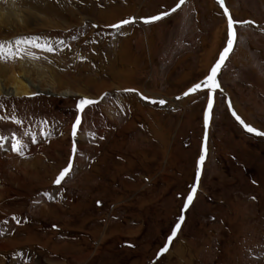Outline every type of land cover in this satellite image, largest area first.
Listing matches in <instances>:
<instances>
[{
    "label": "rangeland",
    "instance_id": "374dc122",
    "mask_svg": "<svg viewBox=\"0 0 264 264\" xmlns=\"http://www.w3.org/2000/svg\"><path fill=\"white\" fill-rule=\"evenodd\" d=\"M177 2L0 0V42L15 48L17 38L39 37L54 49L22 43L19 56L0 60L8 68L0 71L6 84L21 69L42 90L0 95V117L22 121L0 119V135L7 137L0 172L11 187L0 193L2 264H264V137L246 132L228 109L231 103L245 123L264 131V0H225L233 19L254 23L236 26L207 128L206 92L182 93L215 63L227 20L216 0H185L169 16L143 23ZM129 17L135 22L110 27ZM125 89L172 101L152 104ZM83 97L97 103L81 114L73 137ZM13 133L23 155L11 151ZM70 157L72 175L53 187ZM193 185L194 199L183 210ZM44 206L61 217L43 214ZM180 215L181 228L158 256ZM63 222L73 225L69 238L64 230L58 235ZM54 241L71 252L51 249Z\"/></svg>",
    "mask_w": 264,
    "mask_h": 264
},
{
    "label": "snow or ice",
    "instance_id": "6c2138e0",
    "mask_svg": "<svg viewBox=\"0 0 264 264\" xmlns=\"http://www.w3.org/2000/svg\"><path fill=\"white\" fill-rule=\"evenodd\" d=\"M185 3V0H178V2L175 4V6L167 11H163L157 15H153L150 17L142 18L143 23L145 24H151L154 23L163 17L169 16L171 13H174L179 9L183 4ZM216 3L219 5L220 9L223 10V15L226 17L227 20V39L225 46L223 49L219 52V56L216 59L215 63L211 65L209 70L207 71V74L203 77V79L199 80L196 83H193L190 87H188L183 93L182 96L188 97L190 95L198 94L200 92H206L207 96V104L204 108L203 112V120H204V125L205 128H207L209 124V120L211 117L212 110L214 108V93L221 88L219 80H218V74L221 71L222 67L225 64V61L228 59L229 54L233 51L234 44L237 39V31H236V26H243V25H251L254 23L252 20H235L233 19L232 15L230 14V11L228 7L225 5V0H216ZM135 20L132 17L126 18V19H121L115 24L110 25V27L115 28V29H121L125 25H129L134 23ZM40 38L39 37H33L31 39H20L17 38L15 41L16 47L14 48L11 43H6V42H0V60H10L13 59L17 56H19L21 49L19 48V45L22 43L25 44H30L31 46L35 48H40L44 51L51 52L53 51V47L51 44H49L47 41H44V43L39 42ZM28 55L32 56V53H27ZM35 58V57H34ZM125 91L128 92H136L137 95L140 96V99L148 101L152 104H158L160 106H164L167 101L164 99H152L143 93L138 92L136 89H125ZM32 95H35L33 93ZM106 95V94H105ZM177 100L181 99L180 96L176 97ZM97 103L96 100L83 97L79 99L76 103V118L75 121L72 124V135L75 137L77 133V128L82 122V116L81 114L85 111V109L88 106L95 105ZM228 109L231 112L232 116L236 119V121L243 127V129L251 134H254L255 136L259 137H264V131L258 130L256 127H253L249 123H245L243 119L237 114V112L233 109L231 103L228 104ZM0 119H11V121L17 125L21 124L22 121L17 118V116L12 115L11 117H0ZM44 135H47V133H43ZM27 135V133H25ZM93 136L95 135L94 133L92 134ZM100 139H103V137H100ZM7 140L6 136L0 135V147H4V141ZM33 142L34 139H33ZM23 148L24 144L23 142L17 138V136L13 133L11 137V151L16 152L19 155H23ZM76 151V146L73 144L72 152L75 153ZM206 147L201 148V153L200 156L197 160V166H196V177L197 180H199L200 174H201V165L205 161L206 158ZM72 169V158L70 157L67 166L64 167L59 171V174L55 177L53 183L54 184H61V182L65 179V177L70 173ZM196 186L193 185L191 188V191L188 192L187 197L185 198L184 201V206L183 210L188 209L189 205L194 199V194L196 193ZM46 196H48L47 193H45ZM49 199H51V196H48ZM100 202L97 201V204ZM182 210V211H183ZM15 219V217H13ZM185 219L184 215H180L178 217V222L176 225L172 228L171 234L167 237V242L165 243L164 247H162L157 255L159 256L161 253H164L167 251L169 244L173 241V239L177 235V231L181 228V222H183ZM57 227L56 225H53V228Z\"/></svg>",
    "mask_w": 264,
    "mask_h": 264
},
{
    "label": "bare ground",
    "instance_id": "6f19581e",
    "mask_svg": "<svg viewBox=\"0 0 264 264\" xmlns=\"http://www.w3.org/2000/svg\"><path fill=\"white\" fill-rule=\"evenodd\" d=\"M10 3V5H11V7H12V9H15L13 6H14V4L12 3V2H9ZM25 13V12H24ZM138 13H135L134 14V17L135 18H137L138 16ZM3 13L0 11V17L2 18V19H4L3 17ZM26 18V17H25ZM42 19V18H41ZM36 20V19H35ZM43 22V21H42ZM49 22V21H48ZM47 23V22H46ZM50 23V22H49ZM20 24V23H19ZM48 24V23H47ZM24 25V24H23ZM214 36H216L217 37V33L216 34H214ZM215 38V37H214ZM211 64V63H210ZM2 65V64H1ZM0 65V71L3 69V70H6V69H8V68H6L5 69V67H3V66H1ZM13 71V70H12ZM21 71V69L19 70V72ZM18 72V71H17ZM19 72L18 73H11L10 74V76H9V81H8V83L6 84L5 83V81H4V79H2L1 77H0V95H10V96H14V97H22V96H26V95H30V94H32V92H42V90H36V89H38V86L37 85H35L31 80H30V78L28 79L27 77H22V74H19ZM4 73V72H3ZM5 73H6V71H5ZM27 73V72H26ZM119 75V74H118ZM121 75V74H120ZM2 76V75H1ZM32 77V76H31ZM59 78V77H58ZM125 78V77H124ZM6 79V78H5ZM8 79V78H7ZM57 80V79H56ZM62 83V82H61ZM37 84V83H36ZM55 84H57V82L55 83ZM56 86V85H55ZM32 87H34V89H32ZM129 87V86H128ZM131 87V86H130ZM101 90V89H100ZM102 91V90H101ZM53 93V92H52ZM58 94H61V95H69L70 94V92H68L67 90H61V91H59L58 92ZM77 95H85L83 92H78L77 91ZM149 95H154V96H159L160 94H155V93H153V92H151ZM165 97V96H164ZM172 98H166V100L167 101H172L171 100ZM182 99V98H181ZM136 101V100H135ZM172 104H176V103H172ZM109 109V108H108ZM241 114V113H240ZM80 133V132H79ZM80 136V134L78 135V137ZM161 136V135H160ZM7 158V157H6ZM14 158V157H13ZM13 158L11 157V156H9V162L12 164L13 163ZM36 158V157H35ZM36 161V160H35ZM20 162V161H19ZM16 163V162H15ZM33 163V162H32ZM9 165V164H8ZM14 166H15V164H14ZM23 166H24V164H23ZM20 171H19V175L20 176H22V175H24L25 174V170L23 169V168H18ZM0 171H1V168H0ZM7 172V171H6ZM72 172H73V170H71V173L69 174V175H67L65 178H68L69 176H71L72 175ZM18 173V172H17ZM9 175H8V178L10 177L11 179L13 178L12 177V175L10 174V173H8ZM7 175V174H6ZM17 175V174H16ZM3 177L4 176H2L1 175V172H0V193H2V192H4V191H6L5 193H9V191L11 190V187L10 186H8L7 185V183H9V182H6L5 180H3ZM17 178V177H16ZM20 178V177H19ZM18 180V179H17ZM27 181V180H26ZM11 184V183H10ZM12 186V185H11ZM13 188V187H12ZM14 188H15V186H14ZM21 188V187H20ZM17 190V189H16ZM15 191V190H14ZM21 191V190H20ZM20 193V192H19ZM6 196H7V194H6ZM41 211H42V213L43 214H48V212H50L49 211V207H46L45 208V206L44 207H42L41 208ZM51 215V214H50ZM31 238H32V236L30 235V236H27L26 237V242H28V241H32L31 240ZM11 240V239H10ZM1 242V241H0ZM11 242H14V245H12V246H21L20 245V242H18V241H15V240H13V241H11ZM26 242H25V244H26ZM3 245H1L0 246V248H3L2 247ZM0 264H2V261L0 262Z\"/></svg>",
    "mask_w": 264,
    "mask_h": 264
},
{
    "label": "crops",
    "instance_id": "0c3cea01",
    "mask_svg": "<svg viewBox=\"0 0 264 264\" xmlns=\"http://www.w3.org/2000/svg\"><path fill=\"white\" fill-rule=\"evenodd\" d=\"M53 187L57 188L58 185L55 184ZM50 210H51V211H50ZM55 210H56V209L49 207V211H50V212L48 213V215L51 214V217H56L57 219H59V218L61 217V215H60V214H55ZM72 212H73V211H72ZM52 215H53V216H52ZM62 228H63V229L60 231V233H59L58 235L61 236V234L63 233V230H64V235L66 234V235H65L66 238H69V237H70V234L67 233L66 230H70V231H71L72 228H73V225H71L70 222H63V223H62ZM114 234H116V233H113L112 235H114ZM59 236H58V237H59ZM72 237H73V236H72ZM46 241H48V240H46ZM64 243H65V242H64ZM59 245H60L59 243L56 244V242L54 241L53 244H52V246H49V247H50L51 249H56V250H58L59 252L61 251L60 248L63 247V248H65V249H67L68 252H71V251H70L71 249H70L69 247H67V246H59ZM44 247H45V246H41V247H38V248H40V250L44 251ZM66 253H67V251H65L64 253L61 252L60 254H63V256H64V255H67ZM66 257H67V256H64L63 259H67V260H68V258H66ZM70 257H71L72 259L77 258V256H75L74 254H72ZM60 259H61V258H60ZM52 261H53V260H52ZM65 261H66V260H64V262H65ZM58 262H59V261H55L54 263H55V264H58ZM66 262H67V261H66ZM66 262H65V264H69V263H68L69 261H68L67 263H66Z\"/></svg>",
    "mask_w": 264,
    "mask_h": 264
}]
</instances>
